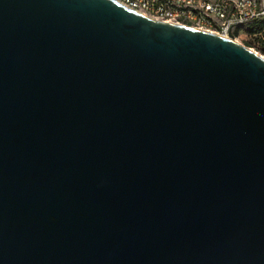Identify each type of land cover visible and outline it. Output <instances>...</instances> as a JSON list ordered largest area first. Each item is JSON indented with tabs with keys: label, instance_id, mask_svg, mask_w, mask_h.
Listing matches in <instances>:
<instances>
[{
	"label": "water",
	"instance_id": "1",
	"mask_svg": "<svg viewBox=\"0 0 264 264\" xmlns=\"http://www.w3.org/2000/svg\"><path fill=\"white\" fill-rule=\"evenodd\" d=\"M0 264H264V59L115 0H0Z\"/></svg>",
	"mask_w": 264,
	"mask_h": 264
},
{
	"label": "built area",
	"instance_id": "2",
	"mask_svg": "<svg viewBox=\"0 0 264 264\" xmlns=\"http://www.w3.org/2000/svg\"><path fill=\"white\" fill-rule=\"evenodd\" d=\"M148 7L159 11H172L174 14L201 16L200 24H208L209 30H218L219 36L232 40V28L235 23H250L264 16L262 0H144ZM226 4L234 5L233 23L222 25V13ZM132 7V3H128ZM198 27V26H194ZM252 37L257 46H264V31Z\"/></svg>",
	"mask_w": 264,
	"mask_h": 264
},
{
	"label": "bare ground",
	"instance_id": "3",
	"mask_svg": "<svg viewBox=\"0 0 264 264\" xmlns=\"http://www.w3.org/2000/svg\"><path fill=\"white\" fill-rule=\"evenodd\" d=\"M115 1L121 4L122 6L130 10H133L134 12H137L152 20H155L158 22H164L168 24L185 26V27L193 28L196 30L204 31V32H209V33L219 36L218 30H209L208 24L198 25L199 23H201V16L185 15L182 18V14H174V12L172 11H159V10H156V8H150L148 7V2H145L144 0H115ZM245 1L247 0H238V2H245ZM128 3H132V7H128ZM262 6H264V0H262ZM233 19H234V5L226 4V7L224 8V11L222 13V25H229L233 23ZM258 20H264V16L256 18L254 21L250 23H235L232 28V41L236 43V40L238 38H241V35L242 36L246 35L249 38V36H256L257 34H259V33H256L254 35H251L246 30V27L248 25L258 22ZM194 26H198V27H194ZM255 54L259 56V54L257 53ZM261 58L263 59V57Z\"/></svg>",
	"mask_w": 264,
	"mask_h": 264
},
{
	"label": "rangeland",
	"instance_id": "4",
	"mask_svg": "<svg viewBox=\"0 0 264 264\" xmlns=\"http://www.w3.org/2000/svg\"><path fill=\"white\" fill-rule=\"evenodd\" d=\"M245 31V30H243ZM236 43L240 44L241 46L246 47L247 49H250L254 53L259 54L260 57H263L264 59V46H257L254 44L253 39L251 37H247L246 35H241V38H238L236 40Z\"/></svg>",
	"mask_w": 264,
	"mask_h": 264
},
{
	"label": "trees",
	"instance_id": "5",
	"mask_svg": "<svg viewBox=\"0 0 264 264\" xmlns=\"http://www.w3.org/2000/svg\"><path fill=\"white\" fill-rule=\"evenodd\" d=\"M246 30L251 34L254 35L256 33H260L264 30V20H258V22H255L251 25H248L246 27ZM237 35V34H235Z\"/></svg>",
	"mask_w": 264,
	"mask_h": 264
}]
</instances>
